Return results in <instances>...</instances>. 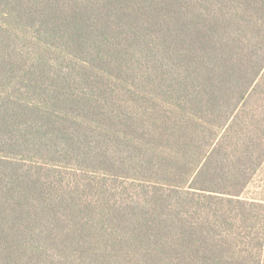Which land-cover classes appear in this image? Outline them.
Returning <instances> with one entry per match:
<instances>
[{
    "label": "trees",
    "instance_id": "obj_1",
    "mask_svg": "<svg viewBox=\"0 0 264 264\" xmlns=\"http://www.w3.org/2000/svg\"><path fill=\"white\" fill-rule=\"evenodd\" d=\"M0 264H264V0H0Z\"/></svg>",
    "mask_w": 264,
    "mask_h": 264
}]
</instances>
